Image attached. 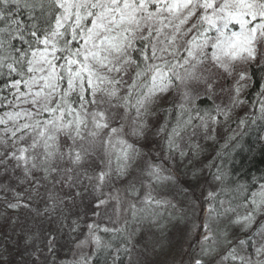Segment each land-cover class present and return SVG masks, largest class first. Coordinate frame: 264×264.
<instances>
[{"label":"snow or ice","instance_id":"1","mask_svg":"<svg viewBox=\"0 0 264 264\" xmlns=\"http://www.w3.org/2000/svg\"><path fill=\"white\" fill-rule=\"evenodd\" d=\"M0 25V175L21 169V184L36 195L44 189L43 212L89 194L93 215L112 204L113 223L122 211L133 223L155 222L157 209L175 205L153 194L174 177L163 174L162 164L140 166L146 154L137 142L147 138L152 118L178 111L170 131L166 119L157 135L166 134L169 158L175 151L183 157L178 141L192 123L195 101L202 94L211 99L217 88L228 94L215 116L196 111L205 130V117L227 121L246 103L241 96L253 83V67L264 69V0H0ZM170 94L171 110L161 108ZM259 96L252 123L264 120V91ZM231 192L239 195L223 187L209 193L208 214L194 225L203 233L200 252L211 257L219 236L231 245L223 260L264 264V183ZM221 195L230 196L227 207ZM241 206L243 213L236 211ZM221 217L226 224L218 231L213 224ZM123 224L103 231L122 237L131 260L128 244L136 233L128 232L127 218Z\"/></svg>","mask_w":264,"mask_h":264},{"label":"rangeland","instance_id":"2","mask_svg":"<svg viewBox=\"0 0 264 264\" xmlns=\"http://www.w3.org/2000/svg\"><path fill=\"white\" fill-rule=\"evenodd\" d=\"M218 95L219 91L212 98L217 105H223L224 102ZM206 96L202 94L199 98ZM222 96L226 97L224 104H227L228 94L223 93ZM172 98L171 94L165 97L160 107L170 109ZM241 99H244V93ZM245 106L234 108L227 121L223 119L221 122L213 123L206 120L209 124L207 130L200 127V123L195 125L196 120L193 119L187 129L188 134L178 141L179 149L185 153L183 157L180 156L179 151H175L169 158V154L163 150L165 138L157 135V128L163 124V121H159L160 112L152 118V127L148 131L147 138L137 142V146L142 147L146 154L140 160V166L143 168L148 163L162 164L165 169L163 174L174 177L171 182L156 185V192L153 194L157 199H166L175 205L174 208L163 206L157 209L160 214L155 222H151L152 218H149L133 223L130 215L122 211L120 220L113 223L116 217L112 204L99 209V216L93 215L96 210L94 205L86 206V197L92 200L89 194L78 197L79 203L74 205L76 209L66 210L61 207L62 210L68 211L65 214H70L71 219H60L56 222L59 219L57 214L62 211L56 208L54 212H43L46 206L41 199L44 189L41 188L40 195H36L32 191V185L21 184L19 182V179H23L21 169H16L15 173L9 171L0 175V264H84V262L91 264L89 257L98 249H95L96 245L89 233L88 225L92 224L94 226L92 231L99 236L104 234V228L124 227L125 218L129 220L128 232L136 233L130 243L131 264H192L196 258L204 259L206 264H238L223 260L231 245L223 243L219 236L213 255L202 256L200 252L202 229H194V225L201 224L208 214L207 209L212 203L209 193L219 192L222 187L224 188L221 180L215 179L218 172L221 174L219 163L214 166V175L209 172L214 164L211 160L225 159L230 154L229 142L233 139L229 138L235 136L241 128L239 125L234 127L229 123L235 121L238 112H241ZM217 120L220 119L217 117ZM221 131L222 141L219 139ZM213 154L214 158L211 157ZM229 158H232L231 154ZM9 164L14 166L13 161H9ZM0 173H3L2 166ZM133 175H139V172H134ZM23 185L27 186L24 191L19 188ZM117 187L122 189L123 186L118 184ZM104 191L107 193L110 190ZM141 191L143 192L144 189ZM18 193L20 195H17ZM121 194L124 195L123 192ZM230 194L234 195L231 192ZM229 198L228 195L221 198L225 200V207L228 206ZM242 198L235 203L242 204ZM39 199L42 200V209H38V205H35L41 203ZM17 203L21 206L17 208L9 206ZM24 203H30L31 208L23 207ZM33 209L42 214L37 215ZM78 209L82 213H78L77 216L74 213ZM236 211L243 213L245 208L241 206ZM225 224L226 218L221 217L213 227L219 231L225 227ZM229 231L231 232V229ZM93 249L95 251L91 253Z\"/></svg>","mask_w":264,"mask_h":264},{"label":"trees","instance_id":"3","mask_svg":"<svg viewBox=\"0 0 264 264\" xmlns=\"http://www.w3.org/2000/svg\"><path fill=\"white\" fill-rule=\"evenodd\" d=\"M22 18L26 19V17ZM252 79L253 83L244 92V100L246 101L244 106H246L244 109H242L241 112H238V116L235 121L230 123L232 124L231 126L235 127L239 125V127L241 128L240 131L235 136H233V141L229 142V146H231L230 149H228V152H230L232 158H229L230 154H228L225 159L211 160L214 161V164H212V168L209 170V172L214 175V166L219 163V170L222 174V185L224 186V188L228 187L230 192L232 189H235L239 185H245L249 191H255L259 187V184L264 183V120L256 119L255 123L251 122L253 118L259 115V99L261 98L259 96V93L264 91V69L253 67ZM4 82L5 79L0 78V86H2ZM4 94L7 95L6 92ZM222 94L223 93H219L218 97H220V99H222L223 102L226 103V97L222 96ZM216 105V101L213 100V98L210 99L208 96L197 99L195 101V110L193 111V119L196 120L195 123L200 120L199 117L196 116V111H199L200 116H203L204 112L206 111L211 112L212 115L215 116L216 114L214 112ZM253 105H255V108L252 107ZM0 111H2V109H0ZM176 112L178 111L173 110L171 117H166L165 113L163 112L159 113V121H163L164 124L165 120L167 119L169 131L171 127L175 124ZM206 119H208V117H205V120ZM241 119H246L247 123L243 125L240 124L239 121ZM187 129L182 133V137L188 134ZM165 135V133H160L158 134V137L162 136L165 138ZM222 137L223 133L221 131L219 138L221 141L223 140ZM214 156V154L211 155L212 158H214ZM26 187L27 186L25 185L19 186V188H21L20 190L23 189V191ZM231 193H233L234 195H238V193L235 192ZM223 196L224 195H221L220 199ZM92 200L94 202L93 197ZM92 200L89 197H86L87 207H93L94 203L92 202ZM41 201L39 199V202ZM77 203H79L78 198L75 200L74 203L70 201H65V204L59 205L57 207V210H61L62 213L59 212V214H57L59 215V217H57L59 219H57L56 222L58 220L60 221V219H71L70 214H65L68 211L66 212L62 210L61 207L66 210L76 209L74 205H77ZM35 205H38V209H42V202L40 204ZM78 213H82V211L78 209V211L74 214L78 216ZM54 217H56V215ZM86 220L88 221V219ZM101 235H99V237L101 238V241L103 243L102 245H104V247H101L100 249L95 251V246V249L91 251V253L95 251L89 257V262L91 264H131L128 254L124 252V244L121 242L122 237L120 239H113L112 232H104V234ZM107 245H111V247H107ZM128 247H130V244H128ZM117 249H119L118 253L116 251Z\"/></svg>","mask_w":264,"mask_h":264}]
</instances>
